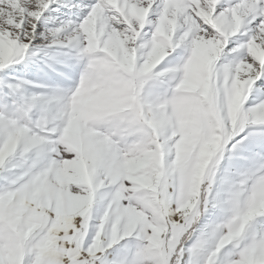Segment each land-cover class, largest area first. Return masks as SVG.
<instances>
[{
	"label": "snow or ice",
	"instance_id": "obj_1",
	"mask_svg": "<svg viewBox=\"0 0 264 264\" xmlns=\"http://www.w3.org/2000/svg\"><path fill=\"white\" fill-rule=\"evenodd\" d=\"M0 264H264V0H0Z\"/></svg>",
	"mask_w": 264,
	"mask_h": 264
}]
</instances>
